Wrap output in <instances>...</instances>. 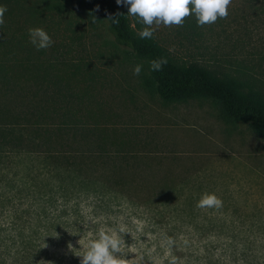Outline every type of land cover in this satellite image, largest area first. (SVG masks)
<instances>
[{
	"label": "rangeland",
	"instance_id": "1",
	"mask_svg": "<svg viewBox=\"0 0 264 264\" xmlns=\"http://www.w3.org/2000/svg\"><path fill=\"white\" fill-rule=\"evenodd\" d=\"M34 2L37 13L17 14L26 26L17 34L47 32L54 45L45 51L59 64L48 71L69 79L66 97L88 101L80 109L86 129L106 135L109 152L128 154L130 173L125 187L110 188L117 180L104 172L108 187L65 184L44 158L1 148L0 264H80L101 230L124 239L118 255L132 264H264L263 141L224 123L208 101L164 103L104 24L62 0ZM228 11L202 27L194 15L182 27L154 25L153 36L182 61L251 78L264 91V0H232ZM205 193L223 206L199 208Z\"/></svg>",
	"mask_w": 264,
	"mask_h": 264
},
{
	"label": "trees",
	"instance_id": "2",
	"mask_svg": "<svg viewBox=\"0 0 264 264\" xmlns=\"http://www.w3.org/2000/svg\"><path fill=\"white\" fill-rule=\"evenodd\" d=\"M34 1L0 0V5L8 9L5 23L0 26V149L44 158L50 173H56L65 184L80 181L83 185L93 182L108 187L107 182L116 179L114 185L108 182L110 188H119L120 184L125 187V173H130V169H125L128 154L122 150L109 152L106 135L96 127L86 129L80 109L88 101H79L81 95L77 94L66 97L65 89L71 88L69 79L56 78L52 70L48 71L59 64L52 62L45 50L33 54L37 49L29 37L24 32L17 34L20 32L17 26H24L17 14L37 13ZM62 1L104 24L115 46L123 47L142 62L147 70L143 77L146 91L166 104L208 101L224 123L245 125L264 143V91L253 79L202 63L182 61L154 36L141 39L143 25L127 14V7L117 5L116 0ZM161 58H166L167 64L161 71H152L150 61ZM45 62L48 67L43 70ZM98 163L101 168L97 172L94 170ZM99 172L106 173L107 182L99 181ZM93 173L95 178L90 180Z\"/></svg>",
	"mask_w": 264,
	"mask_h": 264
},
{
	"label": "clouds",
	"instance_id": "3",
	"mask_svg": "<svg viewBox=\"0 0 264 264\" xmlns=\"http://www.w3.org/2000/svg\"><path fill=\"white\" fill-rule=\"evenodd\" d=\"M117 5L127 7V14L137 17L145 25L140 31L141 39H151L156 28L160 25L165 27H182L185 20L194 15L197 26L212 25L218 19H226L229 15V6L232 0H116ZM5 5H0V26L5 23ZM120 14V13H117ZM111 17V16H110ZM29 42L39 51L46 50L54 45V41L42 28H30L28 30ZM167 64L166 58L150 61L152 71H161L163 65ZM142 66L137 65L133 70L134 75H139ZM199 208H216L223 206V202L214 193H205L198 201ZM123 231V229H121ZM124 239L115 231L106 232L101 230L98 239L91 240L87 250L80 259V264H132L128 258H120ZM69 251H73V246L68 244ZM39 264H51L40 260Z\"/></svg>",
	"mask_w": 264,
	"mask_h": 264
}]
</instances>
